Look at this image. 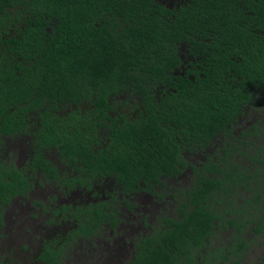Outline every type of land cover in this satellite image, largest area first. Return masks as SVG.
Masks as SVG:
<instances>
[{
  "label": "trees",
  "instance_id": "16d2710c",
  "mask_svg": "<svg viewBox=\"0 0 264 264\" xmlns=\"http://www.w3.org/2000/svg\"><path fill=\"white\" fill-rule=\"evenodd\" d=\"M111 181L126 205L177 204L141 216L153 230L126 264H243L255 244L264 264V0H0V232L37 186L53 203ZM33 204L56 231L42 264L92 262L128 217L119 201Z\"/></svg>",
  "mask_w": 264,
  "mask_h": 264
},
{
  "label": "rangeland",
  "instance_id": "374dc122",
  "mask_svg": "<svg viewBox=\"0 0 264 264\" xmlns=\"http://www.w3.org/2000/svg\"><path fill=\"white\" fill-rule=\"evenodd\" d=\"M257 115L258 113H254L253 118L257 117ZM25 142V140H18L13 146V149L19 150L21 152L19 157L14 158L16 160L15 162L20 163V165L22 164V161L24 162V160H26V156L24 154H27L28 145ZM57 194L58 193H56L50 185L47 187L37 186L34 189V193L26 201V207H21L18 205L17 200L10 205L5 213V221L7 225L4 230L0 232V234L4 237L8 236L7 232L10 234V238L6 242L0 240V256L3 259L11 261L13 264L33 263V257L38 249L40 241L37 239V237H35V234L30 236L31 229L34 230L39 227H45L43 222L50 218V215H47L48 213H46V211H43L46 214H44L41 210L37 211L39 207L34 206V202H43L45 205L56 208L60 204H83L82 201L84 203L87 201V197L82 198L79 195L80 193L76 192L73 197L71 196L70 199L64 197L61 199L59 197V199L51 203V196ZM83 195L86 196L85 193ZM160 211H162V209L158 210V208L155 209L154 207H150L146 210V213L159 215ZM173 213L174 212L172 211L169 212L170 215ZM140 214H143L142 211L140 213L134 214L133 216L130 215V221L132 222L131 226H128V221L125 222L124 226H122L120 230H117V235L113 237L111 236V231L106 230L104 232L105 237H101V239L97 241L96 247L92 248V250H88L90 251L89 258L93 259V263L90 264H122L126 258H129L131 255V248L129 247L130 245L127 244L126 247H122L121 244H123L124 241L134 243L137 239L138 232L142 234L143 231H141V228H138L140 225ZM153 220L154 217L152 216L150 218V222ZM106 239H109V243L106 241ZM12 248L14 249L15 255H11L10 253ZM79 251H85V248L79 247ZM261 252L262 247L255 244V246H253V248L250 250L248 261L243 264H254L256 258ZM80 255L81 257L79 259L73 258V264H88V257H85L82 254ZM121 255L124 257V259L120 258Z\"/></svg>",
  "mask_w": 264,
  "mask_h": 264
},
{
  "label": "flooded vegetation",
  "instance_id": "af4514ba",
  "mask_svg": "<svg viewBox=\"0 0 264 264\" xmlns=\"http://www.w3.org/2000/svg\"><path fill=\"white\" fill-rule=\"evenodd\" d=\"M127 107V106H125ZM175 184V183H174ZM95 189L94 190H91V191H84L83 193L86 194V196H84L83 194H79L82 198H85L87 197V201L84 203L82 201V203L84 205H88L89 203H93V204H96L97 202L101 201V200H106L108 202H113L114 204H117V201L120 202V204L126 209L125 211L123 212H126L128 217H126V220L128 221V226L130 227L131 226V223H130V215L133 216L134 214L136 213H140L142 211V213L145 215L146 214V210L149 209L150 207H154L155 209L158 208V210L162 209V212L165 213V212H174L171 217H174L176 215L175 211H176V201L175 199H173L172 196H166V195H163V193L161 192V190L158 191L157 194H153L151 192H148V191H145L143 193V195H140L137 200H133V199H130L129 197H126V199L129 201V204L126 205L125 202L123 201L124 197H122V195H119L118 197H116L117 195V191H118V188L116 187V184H115V181H111L110 183H107V184H104V185H97L94 187ZM102 191V192H101ZM82 193V192H81ZM169 194H174L175 192L174 191H169L168 192ZM32 195V194H30ZM18 201V205H20L21 207H26V199L25 198H16L14 201ZM81 200H84V199H81ZM13 201V202H14ZM150 206V207H148ZM133 208V211L131 212L130 209ZM168 212V213H169ZM143 214H140V217L143 215ZM143 215V216H144ZM4 222L6 224V215L4 216ZM141 219V218H140ZM124 220V222L120 223V225L115 229V230H111V236H115L117 235V230H120L122 228V226H124L125 222H127ZM138 228H141V233L138 232V236H137V239L141 238L142 236H145L148 232L151 233V231L153 230L152 227H151V224H149L147 227L144 226V222L140 223L139 227ZM68 228H65L64 231H67ZM147 230V232H146ZM106 231V230H105ZM132 231V230H131ZM56 231L51 228L50 230L46 229V227H42V228H36L35 231H33L32 233H30V236H33L35 234V237H37V239L40 241L39 242V246H38V249L34 255V260H33V263L32 264H42L40 261H39V256L42 252V249H43V241H44V238H48L49 234L50 235H55ZM7 235L6 237L2 238L0 237V240H2L3 242H6L9 238H10V234L9 232H7ZM39 236L41 238H39ZM102 237H105V234L103 233L102 234ZM99 239H101V237H96V239H94L93 241L97 242ZM136 239V241L133 243V242H127V241H124L123 244H121L122 247H126V245H130L129 247L131 248V255L129 258H126L125 261L122 262V264H126L127 262H129L131 259H133V255H134V251H135V244L138 242V240ZM106 241L109 243V239H106ZM264 241V240H263ZM82 239H78V244H82ZM219 241H216L215 243H218ZM261 247V246H260ZM72 256H68L66 258V261L68 264H72L73 263V258H75L73 256V258H71ZM121 259H124V257L121 255L120 256ZM118 260V259H117ZM89 261H87L88 263ZM90 263H93V260L92 262Z\"/></svg>",
  "mask_w": 264,
  "mask_h": 264
},
{
  "label": "snow or ice",
  "instance_id": "6c2138e0",
  "mask_svg": "<svg viewBox=\"0 0 264 264\" xmlns=\"http://www.w3.org/2000/svg\"><path fill=\"white\" fill-rule=\"evenodd\" d=\"M191 158H192L193 164H196L199 160H203L206 157L203 155V153L197 152ZM241 203H242V201H241ZM228 235H230V233Z\"/></svg>",
  "mask_w": 264,
  "mask_h": 264
}]
</instances>
